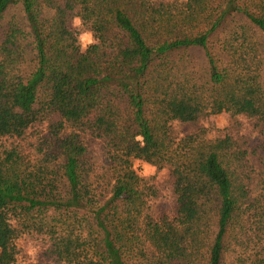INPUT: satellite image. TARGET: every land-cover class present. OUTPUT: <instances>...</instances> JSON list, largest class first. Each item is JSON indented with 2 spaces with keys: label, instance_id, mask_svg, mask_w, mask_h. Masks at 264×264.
<instances>
[{
  "label": "trees",
  "instance_id": "1",
  "mask_svg": "<svg viewBox=\"0 0 264 264\" xmlns=\"http://www.w3.org/2000/svg\"><path fill=\"white\" fill-rule=\"evenodd\" d=\"M30 238L48 264H264V0H0V264Z\"/></svg>",
  "mask_w": 264,
  "mask_h": 264
},
{
  "label": "rangeland",
  "instance_id": "2",
  "mask_svg": "<svg viewBox=\"0 0 264 264\" xmlns=\"http://www.w3.org/2000/svg\"><path fill=\"white\" fill-rule=\"evenodd\" d=\"M20 11L18 8H13L11 9L6 15H5V19L3 21L4 24H6L8 21L10 20H17L20 21ZM220 119L221 117L218 116L210 121H206L204 122V126H207L210 128L211 134H220L222 135L223 133H225L223 130H219L217 128V126L220 124ZM225 125V123H224ZM179 132L183 131V130H192L191 126H182V127H178ZM241 132L243 134H246L247 131L245 130H241ZM90 155L94 156L95 155V151L94 150H90ZM136 160H133V164ZM153 166V165H152ZM155 168V167H154ZM137 173L142 172L143 168L141 166H137V168L135 169ZM144 176V175H141ZM151 176H155V181L156 182H163L166 181L168 178V170L167 169H162L160 171H155L147 176L144 177H151ZM170 200V197L168 195L167 191H164V196H163V202L165 204L166 207H168L167 203ZM20 248H21V253L17 259V264H48L45 260V257L43 256V250H39V246L36 244L35 241H33L31 238L27 239V240H21L20 242Z\"/></svg>",
  "mask_w": 264,
  "mask_h": 264
},
{
  "label": "clouds",
  "instance_id": "3",
  "mask_svg": "<svg viewBox=\"0 0 264 264\" xmlns=\"http://www.w3.org/2000/svg\"><path fill=\"white\" fill-rule=\"evenodd\" d=\"M73 24H74V26H77V27L81 26L80 18L79 17L74 18ZM77 40H78V42L81 45V50L82 51L86 50V48L89 45H91L93 43H96V40L94 39L93 34L90 31H81L79 33V35L77 36ZM224 123H226V121L224 120L223 117H221L220 126H223ZM136 139L137 140H142V137L137 136ZM137 166H141L143 168V171L138 173L139 175L147 176V175H149V174H151V173H153L155 171L154 166H152V165H150L147 162L142 161V160H136L134 162V164H133L134 170L137 168Z\"/></svg>",
  "mask_w": 264,
  "mask_h": 264
}]
</instances>
